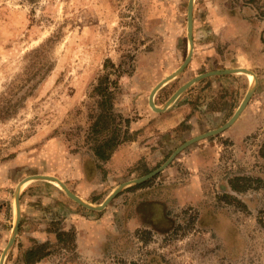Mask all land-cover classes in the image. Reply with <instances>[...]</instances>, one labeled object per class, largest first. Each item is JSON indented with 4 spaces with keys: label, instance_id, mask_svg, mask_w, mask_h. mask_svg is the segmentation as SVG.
<instances>
[{
    "label": "rangeland",
    "instance_id": "obj_1",
    "mask_svg": "<svg viewBox=\"0 0 264 264\" xmlns=\"http://www.w3.org/2000/svg\"><path fill=\"white\" fill-rule=\"evenodd\" d=\"M0 0L3 264H264V0ZM112 149V150H111ZM111 152L109 153V151ZM109 153L106 160L99 154ZM59 179L89 207L45 180ZM245 179V180H242ZM7 249V250H6Z\"/></svg>",
    "mask_w": 264,
    "mask_h": 264
},
{
    "label": "water",
    "instance_id": "obj_2",
    "mask_svg": "<svg viewBox=\"0 0 264 264\" xmlns=\"http://www.w3.org/2000/svg\"><path fill=\"white\" fill-rule=\"evenodd\" d=\"M193 2L194 0H189L188 2V8H187V38H188V43H189V51H188V54L186 56V59L184 60L183 64L174 72L172 73L171 75L167 76L166 78H164L162 81H160L153 89L152 91L150 92L149 94V98H148V101H149V105L150 107L152 108L153 111L155 112H161L163 110H165L167 108V106H169L176 98L177 96H179L183 91H185L189 86H191L193 83L203 79V78H206V77H210V76H219V75H227V74H235L237 73L238 71L241 72V73H246V74H251L253 77H254V85L256 83V78H255V75L252 73V72H249L248 70L246 69H243V68H236V69H228V70H223V71H212V72H207V73H204V74H201L199 76H197L195 79L189 81L188 83H186L185 85H183L181 88H179V90H177L175 92V94L171 97V99L166 103V105L162 108H158L154 105L153 103V98L156 94V92L161 88L163 87V85H165L167 82L171 81L172 79H174L176 77V75L178 73H180L182 71V69L190 62L191 60V57H192V52H193V39H192V9H193ZM254 85L250 87L246 97L244 98L243 102L240 104V106L238 107L237 111L235 112V114L233 115V117L222 127L218 128V129H215V130H211V131H208L206 133H203L199 136H196L192 139H190L189 141L185 142L182 146H180L175 152L174 154L168 159V161L163 165L161 166L159 169L151 172L150 174L146 175V176H143L141 178H138L136 180H133L131 182H129L128 184H132V183H135V184H138V183H142L144 181H146L147 179L151 178L152 176H155L157 173H159L161 170H163L171 161L172 159L176 156L177 153H179L183 148L195 143V142H198L200 140H203V139H206V138H209V137H212V136H215L217 134H219L220 132L226 130L227 128H229L236 120L237 118L239 117V115L241 114V112L244 110V108L246 107L247 103L249 102V99L251 97V94H252V90L254 88ZM32 180H45V181H50V182H57L59 184V186L65 191V193L67 194V196L69 198H71L72 200H74L75 202L85 206V207H88V208H92V209H97V210H101L103 209L104 207H106L109 202L112 200L113 197H115V195L123 188V186L125 185H128V184H125V185H122L120 187H118L116 190H114L105 200L102 204L96 206V207H89V205L83 203L78 197H76L73 193H71L68 188L57 178L55 177H52V176H47V175H34V176H30V177H27L25 178L24 180H22L20 182V184L18 185V190L16 192V196H15V200H16V209H17V219H16V224H15V228H14V233H13V238H11L10 242H9V245H8V248L11 246L13 240H14V237L16 235V232H17V229H18V222H19V210H18V191H19V188L29 182V181H32ZM7 250V249H6ZM6 252V251H5ZM5 252L0 260V264H3V258L5 256Z\"/></svg>",
    "mask_w": 264,
    "mask_h": 264
},
{
    "label": "bare ground",
    "instance_id": "obj_3",
    "mask_svg": "<svg viewBox=\"0 0 264 264\" xmlns=\"http://www.w3.org/2000/svg\"><path fill=\"white\" fill-rule=\"evenodd\" d=\"M237 73H241V72H237ZM246 74V73H245ZM246 75H248V77H249V83H250V86H253V83H254V77L251 75V74H246ZM54 182V184H56L57 186H59V184L57 183V182H55V181H53ZM60 187V186H59Z\"/></svg>",
    "mask_w": 264,
    "mask_h": 264
},
{
    "label": "trees",
    "instance_id": "obj_4",
    "mask_svg": "<svg viewBox=\"0 0 264 264\" xmlns=\"http://www.w3.org/2000/svg\"><path fill=\"white\" fill-rule=\"evenodd\" d=\"M111 150H112V149H111ZM111 150L109 151V153L111 152ZM109 153H108V154H107V152H106V154H105V152L102 153V154H99V153H98V156H99L101 159L106 160V159L108 158V156H109ZM242 180H245V179H242Z\"/></svg>",
    "mask_w": 264,
    "mask_h": 264
}]
</instances>
